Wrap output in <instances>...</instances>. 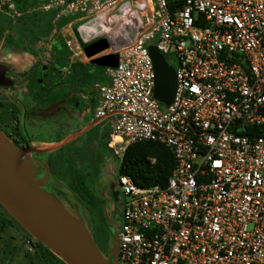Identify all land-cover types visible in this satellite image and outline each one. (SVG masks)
I'll list each match as a JSON object with an SVG mask.
<instances>
[{"label": "built area", "instance_id": "1", "mask_svg": "<svg viewBox=\"0 0 264 264\" xmlns=\"http://www.w3.org/2000/svg\"><path fill=\"white\" fill-rule=\"evenodd\" d=\"M17 1L0 0L12 25L35 12L131 20V42L102 54L119 63L106 69L109 85H95L94 119L117 162L154 142L172 152L174 169L165 187L117 177V264H264V0H173V10L171 0ZM156 39L178 61L168 107L154 96L146 46Z\"/></svg>", "mask_w": 264, "mask_h": 264}, {"label": "rangeland", "instance_id": "2", "mask_svg": "<svg viewBox=\"0 0 264 264\" xmlns=\"http://www.w3.org/2000/svg\"><path fill=\"white\" fill-rule=\"evenodd\" d=\"M50 14H52L50 12ZM1 17V16H0ZM81 15H78L76 18L72 17H63L62 22L65 21H77L81 19ZM131 20L127 16V14H106L102 18H99L96 21L84 20L75 25L67 28L63 34L68 35L67 40H69L70 45L73 50L82 49L83 44L89 45L97 40L107 38L110 42V48L105 51V53H110L115 51L116 49L128 45L133 39L132 29L129 27V22ZM59 25V24H58ZM82 32H85L87 35L84 36ZM73 40V42H72ZM157 45V39L151 40L148 42L146 48L150 52V49L154 48ZM85 54V53H84ZM31 55L29 53V47L26 43L21 42L16 36H14L11 31V27L4 30L1 40H0V63H5L11 65L17 71L21 72L22 70H29L32 65L36 64L38 60L37 56H34V59L29 57ZM33 56V55H32ZM14 58H22L25 60L23 63V67L15 66L13 63ZM167 63L173 68L178 67V61L174 56L166 57ZM95 68V67H94ZM99 72H104V70L97 69ZM23 82H20L21 87ZM102 85H109V81L104 82ZM5 94L9 97H15L18 94V89H10L6 90ZM17 118L18 124L21 123V113L17 112L16 109L10 106L9 103H5L3 107V111L0 113V128L10 136L14 141L21 144V139L19 138V132L14 129V127L6 120L9 118ZM6 118V119H5ZM70 126V130H74L77 127V119L71 121L69 124L64 127ZM63 127V128H64ZM29 133L31 135H35L36 131L30 129L28 127ZM54 127L50 129V133L53 132ZM95 138V135H93ZM98 140H92L89 142L88 146L83 150L78 147L74 148L77 150H58L56 149L52 153H24L19 155L16 158V162L18 165H24L28 168L31 175L34 177L36 181H39L40 184H44L41 179L38 178L36 171L40 170L42 176L50 179H54L57 183L63 185L68 188L70 191L62 193L61 190L57 192L49 186H44V189L50 193L51 195L59 194V196H55L64 206H66L67 210L80 222H82L86 228L88 229L90 235L93 234L92 230L95 229L96 232H99L101 228L95 225L96 220L94 218L95 214H101L102 208L98 200L103 201L107 200V198H111L114 201H119V205L123 203L125 196L121 190V187L118 182L117 171L120 163L114 160L110 154V151L105 146V139H99V136H96ZM101 142V145H100ZM13 143V142H12ZM14 144V143H13ZM15 145V144H14ZM16 146V145H15ZM58 146H45V145H34L32 147H27L35 150H47L54 149ZM58 150V151H57ZM71 155V156H69ZM49 159H54L62 164V166L74 172L77 181L66 180L65 183L68 185L58 182L52 173H56L55 170L50 166V173H47L43 170V162ZM111 163V166L109 165ZM109 165V167H108ZM111 169H114L115 177L108 176L105 173L110 172ZM66 173V172H65ZM56 175V174H55ZM65 178H67V173L64 174ZM59 177V175H58ZM45 182V181H44ZM86 187V188H85ZM72 191V192H71ZM72 197L68 195L70 194ZM97 198V199H95ZM87 208V212L80 208V203L78 200ZM118 208L116 212L112 216H108L107 229L104 231V236L106 243L109 248V256H111V264H117V248H118V240L117 235L122 227V208ZM91 211V212H90ZM95 214H93V213ZM92 214V215H91ZM95 232V233H96ZM23 234V233H22ZM21 234V235H22ZM25 239L21 240V245L23 246V242ZM36 249L46 250L43 246H41L37 241ZM21 249V253L24 254ZM22 258V257H21ZM22 262V261H21ZM49 263V262H48ZM47 264V263H45ZM52 264H65L60 261H53Z\"/></svg>", "mask_w": 264, "mask_h": 264}, {"label": "water", "instance_id": "3", "mask_svg": "<svg viewBox=\"0 0 264 264\" xmlns=\"http://www.w3.org/2000/svg\"><path fill=\"white\" fill-rule=\"evenodd\" d=\"M109 48V40L103 38L87 45L84 53L94 66L117 68V55H102ZM150 56L156 76L154 96L168 107L175 98L176 70L157 45L150 49ZM0 85H13L4 72H0ZM62 145L42 151L20 149L0 130V203L23 229L65 264H111V256L102 254L86 226L71 216L54 195L42 189L49 178L40 184L26 166L16 162L15 157L24 153H52ZM116 254L118 257V248Z\"/></svg>", "mask_w": 264, "mask_h": 264}, {"label": "trees", "instance_id": "4", "mask_svg": "<svg viewBox=\"0 0 264 264\" xmlns=\"http://www.w3.org/2000/svg\"><path fill=\"white\" fill-rule=\"evenodd\" d=\"M177 5V2L173 0L170 1L172 10L175 9ZM17 6L19 9H27L28 7H36L38 4L31 0H19L17 1ZM0 16V40L4 30L11 27L14 36L21 40V42L29 45V53L38 57L39 61H37L29 71L18 74V76L23 79L22 81L28 83V96L30 97L31 103L35 105L32 110L40 111V108L49 107L48 111L50 112V117L53 119L57 115V102L60 99H64L66 101V113L69 117L74 113H82L85 107L82 102L76 98L71 104V108H67V103L69 99H71L68 90L78 85L82 88L87 86L78 82L79 79L77 78L82 75L89 76V66L101 70L106 69L92 64L83 65L80 63H70L71 52L67 44L60 38L59 31L74 20L65 21L60 24L62 19L56 21L55 14L53 13L35 12L24 17L16 25H12L7 17L3 15ZM44 38H49V41L45 42L47 48L41 51L33 50ZM53 41L54 43L51 44ZM86 46L87 45L83 44V48ZM67 68H69V71L65 74L64 70ZM23 109L30 111L24 103ZM98 134L99 130L94 131L93 135L96 137ZM107 137L108 133L105 138L106 148L108 144ZM149 159H155V163L152 164ZM173 169L174 156L168 148L154 142H140L133 144L128 149L119 165L117 176L130 177L140 188H151L155 186L165 187L173 173ZM36 174L39 179L43 182L45 181V178L41 176L40 170H38ZM45 186H49V188L57 192H59V190H61L62 193L70 191L68 188L50 178ZM71 192L70 194L68 193L70 197H72ZM78 204L82 210L86 211L81 202ZM39 244L46 248L43 244ZM48 252L50 253L49 250ZM54 257L57 259L56 256Z\"/></svg>", "mask_w": 264, "mask_h": 264}, {"label": "flooded vegetation", "instance_id": "5", "mask_svg": "<svg viewBox=\"0 0 264 264\" xmlns=\"http://www.w3.org/2000/svg\"><path fill=\"white\" fill-rule=\"evenodd\" d=\"M34 65H32L31 68ZM0 72H4L6 79L13 82L12 86L5 87L3 85H0V113L1 111H3L5 103H9L11 107L16 109L17 112L21 113L22 120L20 124H18L16 120L17 118L13 119L10 117L9 120L6 118L5 119L14 127L16 131L21 134L23 144L17 143L1 128L0 130L16 145V147L25 149L29 146L32 147L34 145H41L42 140L48 139L49 135L51 134L50 129L54 127L55 130H60L71 121H74V118L69 117L66 113V101L64 99H60L57 102V115L53 119L50 117V112L48 111L49 107L40 108V111H34L32 109L35 107V105L29 102L26 104V106L30 111H26L25 109H23V102L19 99L18 94L15 97H9L5 94L6 90L18 89V83L23 80L18 76V74L23 72H19L11 65L5 63H0ZM27 85L28 83L26 82V88ZM28 127L36 131V134L34 136L29 133ZM106 135L107 131H99L98 136L100 140L105 139ZM98 202L100 203V206L102 208V213H92L95 214V217L97 216L96 218H94L96 220L95 225L97 227L99 226L101 230L99 232H96V230L93 229L92 231L94 233L92 234L99 250L106 258H108L109 248L104 236V231L105 229H107L106 220L108 216H112L114 212L118 210L120 205L119 201H114L112 197L110 199L107 198V200L103 201L98 200ZM85 209L87 212L86 207ZM22 239H25L23 242V246L21 245ZM35 241L36 240L25 229L22 228V226L5 210V208L0 203V264H52L53 261L60 263L61 260L59 258L56 259L54 257L55 255L52 252L49 253V249L38 251L36 249ZM27 242L30 243L31 247L27 246ZM22 248L25 249L23 250L24 254L21 253ZM61 262L64 263L63 261Z\"/></svg>", "mask_w": 264, "mask_h": 264}, {"label": "crops", "instance_id": "6", "mask_svg": "<svg viewBox=\"0 0 264 264\" xmlns=\"http://www.w3.org/2000/svg\"><path fill=\"white\" fill-rule=\"evenodd\" d=\"M52 13V12H51ZM82 19H79L77 21H72L70 24H68L67 26H65L64 28H62L59 31V36L60 38L67 44L70 52H71V57H70V63H80L83 65H89L90 63V59L87 58L86 54H84V50L82 51V49H76L73 50L72 46L69 43V40H67V37L69 36V34L66 36L63 34V32L75 25L76 23L81 22ZM82 34L84 36H86L87 34L85 32H82ZM51 37V35H50ZM49 37V38H50ZM49 38H44L42 41H40L37 44V47L34 48L33 50L36 51H41L43 49L47 48V45H45V42L49 41ZM73 42V40H72ZM53 42H51V44H53ZM29 47V45H28ZM50 47V46H49ZM30 48V47H29ZM29 57H31L32 59H34V56L32 55H28ZM23 61H25L23 59ZM25 63V62H24ZM15 66H18L16 64H14ZM19 67V66H18ZM89 71H90V75L89 76H85L82 75L81 77L77 78L79 79L78 82H81V84L83 85H87L86 87H81L80 85H78L77 87H73L72 89L68 90L69 96L71 97V99H69L68 103H67V108H71V104L73 103V101L76 99H78L79 101L82 102L83 106L85 107V110L82 113H74L72 114V118L77 119V127L74 130H70V126L68 127H64L60 130L56 129L53 132H51V134L49 135L48 139L46 140H42V144L41 145H45V146H60L62 145L60 148H58V150H66L68 149L70 150H77L78 147L80 149H84L88 146L90 141H94V140H98L97 137H93L94 131H101L100 129V124L98 121H96L94 119V111H95V107H96V99H97V94L95 92V85L97 84H103L104 82H108L110 83L109 78L106 75V70H104V72H99L96 70V68L89 66L88 67ZM26 70H22L21 72H24ZM69 71V68L65 69L64 72L66 74V72ZM21 82V81H20ZM23 85L21 87L20 83H18V97L19 99L24 103H31L30 101V97L27 94V88H26V82L22 81ZM88 96L90 98V100H86L84 97ZM19 138L21 139V144H23V140H22V136L19 133ZM96 140V141H97ZM77 149H74L76 148ZM57 150V151H58ZM71 156V155H69ZM111 166V163L109 164ZM108 165V167H109ZM48 167V171H50V166L55 170L56 173H52L51 175H53L55 177V179L58 182H61L63 184H65L66 186H68L65 181L66 180H72L73 181H77V178L75 177L74 172H71L67 169H65L61 163H59L58 161L54 160V159H49L43 162V170L45 169L44 167ZM45 171V170H44ZM115 170L111 169L109 174H107L108 176H112L115 177V174H113ZM67 178H65L64 174L66 173ZM50 173V172H49ZM115 173V172H114ZM56 174V175H55ZM59 175V177H58ZM86 188V187H85ZM55 196H59V194H56Z\"/></svg>", "mask_w": 264, "mask_h": 264}, {"label": "bare ground", "instance_id": "7", "mask_svg": "<svg viewBox=\"0 0 264 264\" xmlns=\"http://www.w3.org/2000/svg\"><path fill=\"white\" fill-rule=\"evenodd\" d=\"M25 61H23V59L22 58H14V60H13V63L14 64H16V65H18L20 68L21 67H23V63H24ZM45 169V172H47V173H49V171H48V167H44ZM45 192H47L45 189H44V187L42 188ZM56 198V197H55ZM56 200H58L57 198H56ZM59 201V200H58ZM68 213L71 215V216H73L69 211H68Z\"/></svg>", "mask_w": 264, "mask_h": 264}]
</instances>
